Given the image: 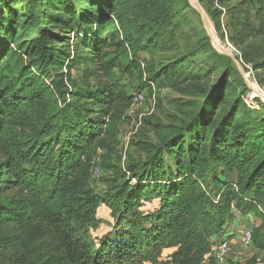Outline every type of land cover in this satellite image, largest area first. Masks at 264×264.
<instances>
[{
    "label": "trees",
    "instance_id": "1",
    "mask_svg": "<svg viewBox=\"0 0 264 264\" xmlns=\"http://www.w3.org/2000/svg\"><path fill=\"white\" fill-rule=\"evenodd\" d=\"M207 3L218 33L225 10L236 58L264 69V0ZM190 8L189 0H0V264H212L214 239L247 214L262 219L252 242L264 251V102L254 97L261 111L250 108L238 70L206 36L209 71L191 54L145 66L148 88L181 93L217 72L188 117L149 122L156 142L132 140L144 157L128 175L111 165L120 182L101 194L88 186L95 151L117 153L132 104L112 71L116 50L158 48ZM77 66L82 86L71 76ZM130 67L139 69L134 58ZM154 199L153 210H140ZM100 203L115 224L94 245L84 235Z\"/></svg>",
    "mask_w": 264,
    "mask_h": 264
},
{
    "label": "rangeland",
    "instance_id": "2",
    "mask_svg": "<svg viewBox=\"0 0 264 264\" xmlns=\"http://www.w3.org/2000/svg\"><path fill=\"white\" fill-rule=\"evenodd\" d=\"M196 1L198 3L199 11L194 2L189 0L191 8L185 11L182 18L174 19L173 24L168 27L170 34L169 37H166V41L158 48L148 51H140L137 49L136 45L131 47L127 43H124L122 47H119L116 50V66L112 69L115 76L131 94L145 91L144 94L147 93V96L143 102H136L133 105L131 104L125 113V117L119 123V132L117 136L118 144L116 148L117 153L107 154L102 149H97L95 151L91 167L99 168L100 174L97 177H90L88 186L96 193L101 194L110 191L111 186L114 185L115 182L118 183L121 181L118 173H116L113 168H110L111 165L116 164L118 169L122 172H126L128 175L127 166L144 157L143 152L139 151L131 143L132 140L145 136L149 141L156 142V138L150 129L149 122H152L157 118L164 125L179 124L182 120H185L193 110L190 103L200 98L199 90L203 83L212 84L218 78L217 72L212 71L205 79L202 78L200 80L189 81L186 83L183 87L186 91L183 93L178 92L169 86H153L154 88H148V73L145 69L146 64L153 63V65H156L159 62L168 60L174 55L184 54L189 56L191 54V60L194 64L209 71V65L205 59L206 52L200 45V40L206 36L217 53L230 59L228 60L236 67L242 80L243 75L253 74L258 87L264 88V69L253 70L250 66L247 68L246 66H243L239 58H236L239 56L238 52L228 42L225 36V24L228 22V19L226 18L227 16H222V13L225 14V10L221 11L222 13L219 17L221 31L218 33L215 30L213 21L207 11V8L210 7L207 1H210L215 5L216 0ZM205 22L211 25L212 31L204 24ZM221 33L222 37L220 36ZM215 40L226 49V52L231 53V55L238 61L239 65L233 62L226 52L219 50L216 46ZM107 50L113 52L114 46H111ZM133 58L135 59V64L139 65V69L131 67L125 69L126 64ZM71 76L79 86H82L84 79L82 67H74L71 70ZM89 82H95L94 78H91ZM248 84L250 86L252 85L255 89V83L253 81H248ZM245 85L247 87L245 93L246 99L247 94H249V88L246 83ZM176 100H180V102L178 103ZM248 104L254 111H261V108L253 100L248 101ZM144 120H148V122H145ZM7 137H11V134ZM233 177L234 174H231L230 178ZM155 204V199L152 201H143L140 210L143 212L153 210ZM115 216V212L105 204L100 203L97 205L94 209V221L87 226V232L84 235V239L94 245L98 244L99 238L108 233L114 226ZM261 224L262 219L253 214L236 216L228 226L232 227L233 233L229 235L226 234L228 228L224 229L223 234L220 233V235L227 236V238L230 239L228 258L222 263L214 261L212 264H264V253L254 245L250 249L242 248L239 239L241 235L240 230L244 228L254 230ZM260 234L263 235L264 239V225L261 226L258 232V235ZM170 251L171 249H163L160 258L162 260L167 259ZM204 264L209 263L206 260Z\"/></svg>",
    "mask_w": 264,
    "mask_h": 264
},
{
    "label": "built area",
    "instance_id": "3",
    "mask_svg": "<svg viewBox=\"0 0 264 264\" xmlns=\"http://www.w3.org/2000/svg\"><path fill=\"white\" fill-rule=\"evenodd\" d=\"M247 68L249 66H246ZM252 72V71H250ZM252 80L255 83V89H252L250 85L248 84L249 88V94L246 96V103L248 104V101H252L254 97L260 98L264 102V88L258 87L256 80L253 76ZM151 88L153 87V84L150 83ZM145 91H140L136 94H133V99H132V105L135 104L136 102H143L147 96V93L144 94ZM248 100V101H247ZM100 174V169L97 167H91V177H97ZM232 227H228V230L226 234H232L233 232ZM240 242L242 248L245 249H250L253 247V242H252V230L244 228L240 230ZM230 251V239L227 238V236H221V237H216L214 239V243L212 246V252H211V257L213 260L217 263H222L228 258V253ZM263 253L264 251L261 250Z\"/></svg>",
    "mask_w": 264,
    "mask_h": 264
},
{
    "label": "water",
    "instance_id": "4",
    "mask_svg": "<svg viewBox=\"0 0 264 264\" xmlns=\"http://www.w3.org/2000/svg\"><path fill=\"white\" fill-rule=\"evenodd\" d=\"M195 6H196V8L199 11L198 3H197L196 0H195ZM204 24L207 26V23L206 22ZM226 53L233 60V62H235L237 65H239L238 61L231 55V53H228V52H226ZM243 80L248 85V81H251L252 80V76L250 74L243 75Z\"/></svg>",
    "mask_w": 264,
    "mask_h": 264
},
{
    "label": "bare ground",
    "instance_id": "5",
    "mask_svg": "<svg viewBox=\"0 0 264 264\" xmlns=\"http://www.w3.org/2000/svg\"><path fill=\"white\" fill-rule=\"evenodd\" d=\"M193 2H194V4H195V0H192ZM203 16V15H202ZM205 21V20H204ZM207 23V22H206ZM207 27H208V29L209 30H211L212 31V27H211V25L209 24V23H207ZM215 38V37H214ZM215 43H216V46L219 48V50L220 51H224V52H226V49H224L223 48V46H221L218 42H217V40H215ZM223 53V52H222ZM252 89H254V87L251 85L250 86ZM264 97V96H263Z\"/></svg>",
    "mask_w": 264,
    "mask_h": 264
}]
</instances>
